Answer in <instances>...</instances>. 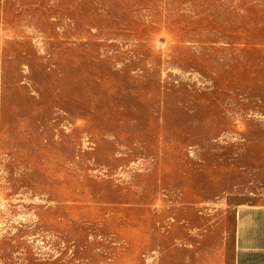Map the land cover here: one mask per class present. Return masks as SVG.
<instances>
[{
	"label": "rangeland",
	"instance_id": "374dc122",
	"mask_svg": "<svg viewBox=\"0 0 264 264\" xmlns=\"http://www.w3.org/2000/svg\"><path fill=\"white\" fill-rule=\"evenodd\" d=\"M264 203V0H0V264H233Z\"/></svg>",
	"mask_w": 264,
	"mask_h": 264
},
{
	"label": "crops",
	"instance_id": "0c3cea01",
	"mask_svg": "<svg viewBox=\"0 0 264 264\" xmlns=\"http://www.w3.org/2000/svg\"><path fill=\"white\" fill-rule=\"evenodd\" d=\"M233 264H264V203L236 208Z\"/></svg>",
	"mask_w": 264,
	"mask_h": 264
}]
</instances>
